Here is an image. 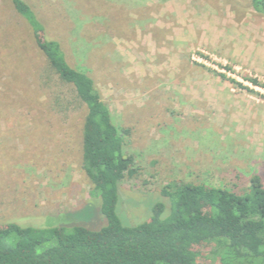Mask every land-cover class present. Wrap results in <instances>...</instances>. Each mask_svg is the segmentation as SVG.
Masks as SVG:
<instances>
[{"label":"rangeland","instance_id":"rangeland-1","mask_svg":"<svg viewBox=\"0 0 264 264\" xmlns=\"http://www.w3.org/2000/svg\"><path fill=\"white\" fill-rule=\"evenodd\" d=\"M70 66L89 75L139 172L118 214L148 219L173 182L243 193L264 183V16L250 0H26ZM26 22L0 0V227L105 223L81 168L83 104L46 73ZM216 72L253 90L241 89ZM73 101V100H72ZM90 218L70 217L81 212ZM200 261L211 244L195 245Z\"/></svg>","mask_w":264,"mask_h":264},{"label":"trees","instance_id":"trees-1","mask_svg":"<svg viewBox=\"0 0 264 264\" xmlns=\"http://www.w3.org/2000/svg\"><path fill=\"white\" fill-rule=\"evenodd\" d=\"M28 25L47 61L46 73L70 87L69 104L86 109L81 168L99 198L105 223L89 228L82 223L59 226L0 227V264H209L201 262L195 245L211 244L208 258L219 264H264V183L254 174L243 193L225 187L190 182L167 184L148 219L126 223L118 214L119 185L139 172L137 155L126 151L127 129L118 128L92 78L69 65L59 42L44 37V26L26 0H8ZM264 16V0H250ZM233 85L251 88L216 72ZM255 87L264 82L243 77ZM73 100V101H72ZM81 212L70 217L90 218Z\"/></svg>","mask_w":264,"mask_h":264}]
</instances>
